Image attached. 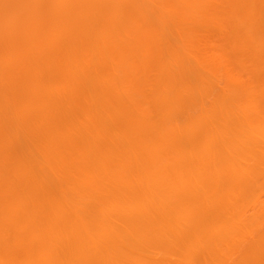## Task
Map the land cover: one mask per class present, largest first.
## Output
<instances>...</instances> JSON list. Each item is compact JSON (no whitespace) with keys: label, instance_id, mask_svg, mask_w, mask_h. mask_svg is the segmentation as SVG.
<instances>
[{"label":"bare ground","instance_id":"bare-ground-1","mask_svg":"<svg viewBox=\"0 0 264 264\" xmlns=\"http://www.w3.org/2000/svg\"><path fill=\"white\" fill-rule=\"evenodd\" d=\"M0 264H264V0H0Z\"/></svg>","mask_w":264,"mask_h":264}]
</instances>
